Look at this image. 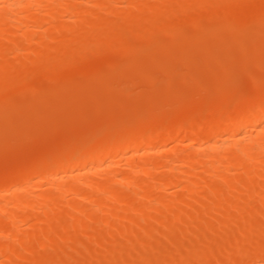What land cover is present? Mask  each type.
<instances>
[{
	"label": "bare ground",
	"instance_id": "1",
	"mask_svg": "<svg viewBox=\"0 0 264 264\" xmlns=\"http://www.w3.org/2000/svg\"><path fill=\"white\" fill-rule=\"evenodd\" d=\"M82 1H84V0H0V70L3 69V71H5V69H7L11 65L9 62H7V60H8L7 55L5 58V53L7 54L6 51H8V50L10 51V50H12V48L16 49V47L17 46L19 47V45H20L19 42L28 41L27 39L25 40V38H27V37L29 39V44H31V41L35 42L37 37H35V40H34L33 39L34 37L31 33L36 32V30H37L36 34L39 33L38 32L39 30H40V33H41V30L43 31V33H45L44 28L46 29V26L51 25V24H48L45 26V24L47 22H52V24H53V22H56L55 25H53V27L46 29V31H48V32L52 31L53 35L49 34L50 36H48V33H47V35L45 34V36H43L44 35L43 34L42 35L43 38L41 37V39L39 40V38H40L39 37L37 40H39L40 42H38L36 40V42L38 44L35 42L36 43L35 45H38V46L41 45V47L43 46L45 50L47 49V51L51 50L52 55H51L50 51L49 52L46 51L47 52L46 54L41 53L42 51L36 53V48H34L33 53L35 54V59L34 58L33 59L35 61L38 60V62H40L42 60L41 64L46 63V62H43L45 60L46 61L49 60L50 63H52V62L54 63L56 61L55 57L57 56V61L55 63L63 61V60H64L63 62H66L68 60L67 61V63H68L70 61L69 58L74 56V53L76 51L81 52V51H83V49L85 50V48H88L89 43H92V42L94 43V41H95L94 34H95V31L97 28L96 26H98V24L109 23V21L111 22V21L117 20V18H118V20L132 21V20H135L134 19L136 16L135 12L136 11H138V12L142 11V12H145L143 15L144 18L142 21L140 20V22H138L137 24H140L141 22L146 20L145 22H147L148 25L150 26L149 27L150 29L148 28L146 30L150 31L152 28L151 32H153V29H155L154 30V32H155L158 28H160L158 30L167 29L170 26L169 22H170L171 26H173L172 24L175 23L173 21L177 19L175 16L176 14H179L180 17L183 16L184 18L185 17L188 18V15H186V13L189 12L191 10V8L196 6V4L199 6V8H202L199 5L200 3L203 4V8L206 7L205 6L206 4H207V6L212 5V3H210L211 5L210 4L208 5L209 2H212L211 0H155V3H153V4L151 3L150 5H149V3H147L148 0H146V2H144L145 3L144 5L142 4L143 0H96L92 4H91L92 1L90 3L88 1L89 4H87V5H90V6L93 5L94 7H91V8L92 9L95 8L94 11L90 10L91 12H89V9H86V8L83 9L82 8V5L84 4V3L83 4L81 3ZM85 1L87 3V0H85ZM150 1H152V0H150ZM251 1H254V0H251ZM251 1L247 0V3H245L246 0H242V2H241V0H229V1L226 0V2H227V4H225L226 6H224L223 8L221 7V8L224 11V9H226V7H230V12H228L229 9H228V11L225 10L223 12V11H221L222 10L221 8H220L221 10L219 9L220 10L219 11L217 8L214 7L213 8L214 11H213V14L211 16H215V14L218 16L220 12H222V14L220 13L221 14V15H219L220 18H218L219 16L217 18L215 16V18H212V19H216V20L221 19V16L223 17L225 15L227 17V15H228L227 13L231 14V15H228L229 18H227V19H225L223 17L227 21L226 22L223 20L225 22L223 24L225 27L223 25H221L225 28V30L223 27H221L223 30L219 27V28H217L218 33H216V34L220 35V33H221L220 36H223V35H227L228 33H231L228 35V36H230L233 33L231 31V25H236V24L242 25L241 29L244 30V31L242 30L239 33V35H241L242 32L250 31L252 29L251 26L254 27L256 25V23H257V27L261 26V28H260V31H261V29L263 28V25H264V18H263L264 10H262V9L260 10V8L264 7V5H263L264 0L262 2H261V0H255L254 3L252 2V4L249 5V3H251ZM256 1H258L260 3L259 6L255 5V4H258ZM229 2H231V4ZM190 3L194 4L193 7H191V8L188 7V5ZM236 3L240 4V6H241L240 11H239V8L236 7L239 4L237 5ZM114 4L117 5L118 7H115ZM232 4L235 8H231ZM243 4L246 6L247 9H245V6ZM174 5L176 6V8H178V10L184 9L185 13L183 11H181L183 13H182V15H180L179 12H176L177 9H175L173 7ZM227 5H229V6H227ZM242 5L244 7H242ZM198 6H196V7H198ZM250 7H251V9H250ZM254 7L256 8V12H255ZM243 8L245 9V11L243 10ZM188 9H190V10L188 11ZM233 9H235V10H233ZM86 10H87V12H86ZM231 10H232V12H231ZM241 10H243L246 14L241 13L242 12ZM170 12L175 14V15L174 14H172V15L175 16L176 19H174V17L171 16V14H169ZM214 12H215V14H214ZM247 12H249L250 14L248 13L249 14L248 15ZM251 12H252V14H251ZM259 13H260V15H258ZM64 14H70V18L73 17L72 19H70V21L73 20L71 22L72 24L69 25L70 27H68V28L66 27L67 26L66 22H65L66 26L63 24V22H61V19H62L61 16H64ZM183 14H185V15H183ZM233 15H235V17ZM170 16L173 19H171ZM231 16L235 21L234 20L231 21L232 20ZM244 16L246 17L245 20L243 18ZM251 16H253L254 19ZM59 18H60V21H59ZM113 18H114V20H113ZM238 18L240 20H238ZM170 19L172 20V22ZM210 19H211V17H210ZM246 19H248V21H246ZM162 20H164V22ZM228 20L232 24H229ZM236 20H238L237 22H239V23H237ZM165 21L168 22V24H166ZM261 21H263V22H261ZM132 22L136 23V21H132ZM151 22H153L154 26H152ZM155 22H157V23H155ZM233 22H236V23H233ZM160 23H162V24H160ZM163 23H164V25H163ZM247 23H250V24H247ZM253 23L255 25H253ZM156 24L157 25L160 24V25L155 26ZM118 26L117 25H111L109 27L110 29L108 28V30H107V33H109L110 36L111 35L112 36H115V35L118 36L117 38L114 37L115 41H118V40L120 41V36L123 35V33H121V32H124L123 30H120L121 27L120 26L118 27ZM257 27H254V28H257ZM248 28H250V29H248ZM254 28L252 30H255ZM67 29L68 30L70 29L71 32L73 30V34L71 33L72 35H74V32H75V35H76L75 36L76 37L75 43L74 44L71 43L68 45L64 43L65 45L62 46L63 45L62 44L61 46L63 48L62 49L60 48V50H59V47H53V46L50 47V45H51L50 43L59 39V36H57V35H59V33L61 34L62 31L68 32ZM257 29L259 30V28H257ZM70 30H69V32H70ZM205 31H206V34H204L202 36L201 33L202 32L205 33ZM205 31L203 30V31H200V33L198 32L199 35H198V33H196L195 35H193V34H191V35L192 36H198V37H204V36L208 35L207 30H205ZM116 32H118V34H115ZM225 32L226 33L228 32V33L225 34ZM261 32L263 33V30ZM107 33L103 35L104 36L103 40H102L103 42H105V40H108V38H109V36H107L109 34H107ZM187 33L184 36L188 37V38H186L187 39L186 41L188 42V41H191L192 38H194V37H192L190 35L191 37L189 38L188 35L190 34V32L187 31ZM222 33H224V34H222ZM234 33H238V32L235 31ZM234 33L232 35L233 37L231 36L233 41L238 40L240 38V36L238 35V37H237L238 39L237 38L233 39L237 36V35L235 36ZM54 34H57V35H54ZM68 36H70V35H68ZM68 36L64 37L63 39L67 38ZM105 36H107V38ZM125 36L128 37L129 33L128 32H127V34L124 33V36L121 37L122 38L121 40L125 39ZM231 37H229V38L231 39ZM114 38L112 37L108 41H111ZM183 38L184 37H182V39ZM30 39H32V40H30ZM182 39H181V41L183 42ZM184 40H185V38H184ZM27 44H28V42H27ZM181 44L182 43H180V45ZM85 45H87V46H85ZM89 45H91V44H89ZM73 47H75L76 50ZM76 47L81 48V50L80 49L77 50ZM64 48H65V50H64ZM72 48H73V51H72ZM66 49H68L69 52L66 51ZM69 49L72 52H70ZM125 49H128V48H123L120 52H123L122 54H125V52H128ZM37 50H39V48ZM115 50H116V48H115ZM119 50H117V51L119 52ZM180 50H181V52H178L179 56L181 55L180 53L184 52L181 48H180ZM111 51L113 53L116 52L114 50H111ZM111 51H110V53H111ZM17 52H18V50H17ZM17 52H15V53H17ZM25 52H26V50H25ZM53 52H55V55H53ZM62 52L66 53L67 55L66 54L65 55L68 57H69V55H68L69 53L72 56L67 58L63 55L64 53L62 54ZM77 52H76V54H77ZM118 52H116V53H118ZM34 54H33V56H34ZM58 54H60V56H58ZM128 54H129V52H128ZM12 55H14V54H12ZM12 55H10V56H12ZM30 55H32V53H30ZM20 56L21 55H17V60H18V58H20ZM61 56H62V58H67L66 61H65V59L61 60L60 59ZM28 57L31 58L32 56L31 57L28 56ZM28 57H25L26 59L22 58V60H24V61L28 60L27 62L31 63L32 59L29 60ZM51 57H52V60L53 59H55V60L51 61V59H49ZM3 58L6 59V62H2ZM49 61L47 63H49ZM33 62L34 61H32V63ZM8 63L10 65H8ZM11 63H12V66L14 65V67H15L16 63L13 64L14 61ZM17 64H18V62H17ZM24 64H25V62H24ZM33 64H36V63H33ZM37 64H39V63H37ZM163 68L166 70L163 71L164 69H161L160 67L158 68V70H159L158 72L160 73V74H158L159 75L158 80L160 82H163V79L168 77V75L167 76H165V75L169 73V72L167 73V71L171 70V69L168 70L167 68H165L164 65H163ZM160 71L163 72L164 76L161 75ZM164 72H166V73H164ZM160 76L163 78H160ZM3 77H6V78H2V76L0 77V88L2 87L1 85L3 83H5L7 88H9V87H11V85H13L12 82H10L11 83L10 86H9V84L7 85V83H9V82H7V80L12 81L13 79H18L17 81H13V83L14 82L17 83V82L21 81V80H19L21 78V76H20V78L18 76H17L18 78H14V77L12 78V76L10 78L9 75H5ZM1 79L3 82L1 81ZM4 80H5V82H4ZM138 80L140 81V79H138ZM124 81H125V79H124ZM16 83H14V84L16 86H19ZM201 83H202V81H201ZM143 84H145V83H143ZM5 85L2 87L3 89H5L4 88ZM140 85H141V83H140ZM182 85L180 87H182ZM1 91L3 93L4 90L0 89V92ZM85 91L86 90H84V91L82 90L81 92H83L82 94H84V95L80 94V96L84 97L86 95V97H87L88 96L87 94H89V92L91 94V91L87 90V92L84 93ZM138 93L139 92H137V94ZM149 94H150V92H149ZM115 95L116 94H114V96ZM164 95H165V93H164ZM117 96H116V98H117ZM119 97H121V98L123 97L122 98L123 100L122 99L121 100L124 101L122 104L120 103L121 108H122L121 109L122 111L120 113L123 116L125 115V117H121L122 119L120 118V120L125 121L126 118L128 119V117L131 116V115H129L131 112H128V110L130 111L132 109L131 107L135 101H132L130 96L128 97L127 95H125V97H124V95L119 96ZM117 99H119V98H117ZM138 99L141 100L142 96ZM143 99H145V98H143ZM81 100H82V98H81ZM86 100H84V101H86ZM147 100L145 99L146 102H147ZM260 100L259 99H258V101L256 99L253 100L254 102L252 101L250 106H248L249 107L248 112L242 111V110H239L236 108L234 113H232L230 116H227V117L226 116L222 117L221 115L218 117L219 114L216 116L217 113H214L212 115V117L213 116H215V117H213L212 119L210 118V120H207L200 125L190 126V124H191L190 123V124H188L189 126H187V124H185V122L183 120L180 121V122H182L181 124L178 123L174 127H172L170 124L165 125V123H163V124L161 123L160 125L154 126V128H151V129H146V128L140 129L141 131H138V132L131 134V135H125L122 137L118 136L117 138L114 136L113 138L110 137V139L106 138L103 140H97L95 143L89 145L90 147L88 146V147L84 148L83 150L80 149L78 151L75 149L76 151L73 150L74 152H72L71 151L72 149H71L69 154H66L64 156H60V157H58L59 159L58 158L56 159L55 157H53V158H51L52 161H49L51 159L47 160L49 162L45 166L36 167L37 165H32L31 167H33V168L30 167V168H28L29 170L27 169L26 172L24 171L25 172V175L23 173L24 176L23 175L21 176L22 173L20 172L21 174L20 173L18 174L19 177L14 176V179H12L13 177L7 178L10 180L12 179L11 181H8L4 178L5 182L0 183V213H3L4 217L5 216L6 217L5 218L3 217L4 219L0 218V258H2V255H5V257L9 256L8 255L9 253L7 252V249L9 246H5L7 243L4 242V240L9 237L10 233L13 232L12 230L17 229V231H18L19 228H16V227L18 226L17 223H20L19 221H21L22 223L25 222V224L27 223L29 225L30 222L34 223V222L38 221L35 219H34L35 220L34 221L33 218H35L36 215H39L40 212H42V214H43V212H45L46 214L49 213V215H51L50 212L55 213L58 210H60L62 212L63 208H66L68 210V211L63 210V212H64L63 214H65V215L58 217L59 215L56 214V216L58 218L54 220V218L52 217V221L48 220L50 218H47V221L53 222V220H54V225H53V227L49 228V230L45 227L44 228L45 231L43 233H41V232L39 233V234H41L40 237L41 238L43 237L42 239H40V238L37 239L34 236L35 233L32 231V232H29V234L27 233L26 236L21 235L22 237H25V238H22V237L19 238L18 244H17L18 240L16 241V244H14L12 246L10 243H8L10 245V251H12V253L10 254L11 256H9L10 259L7 258L8 264H20V263H17L18 260H16L19 258H23L22 260L27 261L28 264H31V262L32 263L34 262L37 264H56V263L59 264V262L61 261L60 260V254H58L59 250L63 249L64 246L69 247L67 245L70 243L73 244V250L70 248H67V249H68V251L70 249V251H72V253H76L77 250L78 251H84L86 249L89 250L88 245H87L88 242L86 243L87 240H85V239L81 240L82 238L80 239L79 235H81V236L84 235L83 236L84 238L89 237L91 239L89 241L90 242L89 245H90L93 243L94 240H95V242L100 243L104 234L107 233V231H109V230H111L110 232L116 233V236H114L113 238H115V237L118 238L119 234L120 235H128L129 245L132 244L133 242H134V244H136V242H137L136 247L140 246L138 248V250L142 247V244H145L144 243L145 241H142L143 242L142 244H141V241H139V240H141L139 237L140 234H142V236L147 235V234L148 235L151 234L152 237L154 235L156 237L155 238L156 240H157V237H159V239H160V243H159L160 245L159 246H161V247L164 246V248H163L164 250L162 249L164 251L163 253L164 254L166 253L167 257L169 255L170 259H168V260L167 259H165V260H163V259L151 260L150 258L146 259V254H145V260H144V256H143L144 253L142 252L143 250L140 249L141 253L139 251L140 254H138L137 253L138 251H136L137 250L136 247L134 248V246H133L134 244H132L131 248L129 249L130 251L128 250L129 252H127L128 255L126 257L123 256L124 257L123 258L120 256V257H115L114 259L111 257L112 260H110V261L107 260V262H108L107 264H182V263L183 264H190L191 263V259L189 257L190 254H192L196 258H211L212 259L211 261H213L215 264H247V263H250L251 260H254L253 257L263 256V258H264V175H263V173H264V100L263 101L262 100L260 101ZM70 101H72V100H70ZM14 102H16V100ZM84 103H87V102H84ZM141 103H142V101H141ZM80 104H83V103L80 102ZM90 104H91V102H90ZM93 104H91V105H93ZM137 104H138V102H137ZM144 105L147 106L146 104H144ZM129 107L131 109H129ZM113 108H116V107H113ZM66 109L68 110V108H66ZM119 110L115 111V113L119 112ZM84 111H86V110H84ZM54 112H56V111H54ZM65 112L69 113L66 110H65ZM100 112H102V111L100 110ZM104 112H106L105 109H104ZM71 113H72V111H71ZM74 114H75V112L73 113V115ZM104 114H106V113H104ZM107 114H108V112H107ZM121 114H119V115H121ZM48 115H50V113ZM94 115L98 116L95 114V112L92 114V116L94 117ZM115 115H117V114H115ZM78 116H76V118H78ZM86 116H88V115H86ZM21 117H22V119L25 118L23 116H21ZM221 117L223 119H221ZM76 118H75V115L72 116V119H70L68 117V119H70L71 121L74 120L72 122L70 121L69 125H70V123L72 124L73 122L75 124H77L78 122L76 123V120H75ZM89 118H92V117H89ZM61 119H60V121H61ZM96 119H97V117H96ZM106 119H108V116L106 117ZM66 120H67V118L65 119V121ZM78 120H81V119H77V121ZM86 120H87V118H86ZM31 121L33 123V120H31ZM37 121H38V119H37ZM39 121H38V123H39ZM62 121H64V119ZM122 121H121V123H122ZM22 122H24V121H22ZM22 122L19 121V124ZM82 122L83 121L81 120L80 125H82ZM100 122H102V121H100ZM22 124H25V123H22ZM43 124H45V123H42V125ZM63 124H65V126L66 125L69 126L68 124H66V122H64ZM184 124L187 128L186 132L190 131V133H192V138H191L192 140H191V143L189 142L188 145L191 147L193 152L192 153L190 152L191 154H187V155H183L182 152L184 151L183 148L185 146H188V145L183 144V142H185L186 140L182 139L183 137H181V134H179L182 131H185L184 130L185 127L184 128L182 127V125H184ZM34 125L38 126V124H34ZM47 126H48V124H47ZM83 126H84V124H83ZM100 126H101V124H100ZM109 126H110V124H109ZM23 127L24 126H22V128ZM42 127L39 126V129ZM44 127H45V125H44ZM70 127H71V125H70ZM80 127H82V126H80ZM97 127H98V125H97ZM22 128H21V130H23ZM48 128H49V126H48ZM65 128H67V127H65ZM69 128H67V130L71 131V129H69ZM44 129H46V127ZM76 129H77V127H76ZM106 129H107V127H106ZM25 130L27 132V129H25ZM67 130H65V132H67ZM77 130H79V129H77ZM37 133H39V132H37ZM82 133H83V131H82ZM46 134L48 135V134H50V132L46 133ZM108 134H109V132H108ZM175 134H177V135L179 134L180 137L176 136V138H175L174 137ZM11 135L12 134H10V137L12 139ZM67 135H65V136H67ZM34 136H36V135L34 134ZM16 137L17 136H15V138ZM15 138L13 137V139H15ZM169 138H172L170 141H172L174 143L173 146H170L171 148L169 147L166 149L163 146H154L153 145L154 142H158L161 140H163V141L165 140L164 143L167 141L166 144L168 143V145H170L168 142ZM180 138H181V140H180ZM8 139H10V138H8ZM19 139L20 138H18V140ZM174 139L175 140L177 139V140L175 141ZM51 141H53V140H51ZM22 142H24V141L22 140ZM4 143H5V141H4ZM11 143H12V141H11ZM164 143H162V144H164ZM168 145H167V147H168ZM18 146H20V145H18ZM3 147L5 148V146H2V148ZM13 148H15V147H13ZM185 148H187V147H185ZM166 153H167V155H166ZM210 153H212V154H210ZM213 153H217V154H215L216 156H214ZM8 154H10V153L8 152ZM153 154L154 155L159 154V155H161L162 158L159 160H155V161L150 160V162H148L149 160L147 161L148 157H146V156L150 157V155H153ZM11 156H13V155H11ZM116 157L122 158L124 160V162L127 164V166H129L128 169L130 172L125 174V175L122 174L123 176H121V174H118V176H116V175L114 176V175H111L110 174L111 172H110L109 177H107V179L104 180V182H102V184H98L97 181L94 184L93 181L91 180L90 176L98 175V177H99L100 172H102V174L105 175L106 173H104V172L110 171L111 169L114 168V164H115L114 160L116 159ZM117 161H119V160H117ZM174 163H177V165H175ZM1 164H2V162H1ZM118 164H120V162ZM34 166L36 168H34ZM30 169H33L32 172ZM221 170L222 171L226 170V171H228V173L230 172V174L232 176L231 175L228 176L229 175L228 173H227L228 175H226V176H225V173L223 175V173L220 172ZM152 171L154 173V175L152 174L154 177L156 176L155 175L156 172L162 173V175L158 174L161 177H159L157 175L156 177H159V178H151V176H150L151 180H150V183H148V184H146L147 182H145V184H144V183L139 182V180H137V178H136L137 176H140L142 174L144 176L145 175L147 176V174H148V176H149V174H151ZM218 171H219V174L222 173L221 174L222 176L217 175ZM29 172H31V175L34 176L35 178L37 177L36 179H39L38 181L37 180L33 181L34 183L32 182V185H33L32 187H35V186H36L35 188H38L41 186L43 187V185H42L43 181L47 185V187L46 188L44 187L45 189H43L40 193L35 192L36 194L33 193L32 196L31 195L28 196V194H31L32 192L30 193V191H29V193H28L29 187L26 185L29 182L27 180L28 177H26L28 174H30ZM31 175H28L29 178L32 177ZM107 175H108V173H107ZM34 177H32V179ZM200 186H204V187H200ZM172 187H175L177 190L179 189L178 190L179 192H181V191L184 193L186 192L185 197H187L186 196L187 193H188V195L189 194L192 195V199H193V202L191 201L192 204L190 202L188 204L189 207L186 206L187 203L184 205L190 210V212L192 213L191 215H190V213H188V209L186 207L182 208V207H184V206H182L184 203L182 196H184V195H177V197H174L175 201H178L177 203L180 204V207L178 206L177 209H175L173 207L171 200H170V202H165V200H167V198H164L165 200H163L162 197L159 198L160 197L159 193L163 189H165V188L173 189ZM197 188H199V189L202 188V189H200V192H202L204 190V192H203L204 194L210 195V197L213 196L212 198H214V199H211L210 197H208V198L206 197L208 200L203 201V200H205L204 197L206 195H204V197H203L201 195V193L197 191L198 190ZM30 190H32V189H30ZM157 193H158L159 197L156 196ZM174 193H176V192L174 191ZM170 194H168V195H170ZM25 195H26L27 199L33 197L32 202L31 201H30V203H29V201L27 202ZM68 195H70L73 198L72 201L69 203H67L68 201L67 202L65 201L66 204L62 203L61 199H63V198L65 199V196H68ZM176 198H178V199H176ZM175 201H174V203H175ZM175 206H176V204H175ZM122 209H124V210H122ZM163 209L165 211H169L171 213L172 218L168 219L166 221H163L164 219L161 222L158 221L160 224L154 222L155 226H156V224H158L157 228L160 229L159 230L160 234H159V232H158V235L155 234V232H157V231L155 229H152V228H154V227H152V225L154 226V224L153 223L150 224V221L148 224L151 225L149 228V229H152L151 233H149V231H148L149 229L148 230L146 229L147 232H144V230L140 226V222L142 221V219H146V217H148L152 212L160 213ZM120 210L124 211V212H125V210H126V212L129 211L130 213H128V214H130L131 216L121 218L120 216L122 215V212H120ZM215 210H217V212ZM119 212L121 215H119ZM73 214H78V215L80 214L81 217L78 219H74L73 222H68L67 219L70 218L71 215H73ZM235 214H238V216ZM215 215L220 216V217H218V219H217L215 217ZM52 216H54V215H52ZM119 217H120V219H119ZM150 217L148 218V220L150 219ZM236 217H240V218H237L234 221L233 219H235ZM111 218H112V220H111ZM44 219H46V218H44ZM121 219L124 221L126 220L127 223L130 224V226L136 225V226L140 227V229H137V230H139V235H138V233L136 234V231L134 229L135 234L138 236V238H137V236H136V238L138 239L139 242L137 241V239H135L133 241V237L135 236L134 231L130 230L129 228H126V226H128V224L125 225ZM114 220L117 222H118V220L119 221L121 220V221L117 223ZM136 220H140V221L137 222ZM148 220H147V222H148ZM44 222H46V221L44 220ZM111 222H113V223H111ZM32 223H30V225ZM14 224H15V226H14ZM148 224H147V226H149ZM92 225H94V226H92ZM218 225H220V226L230 225L229 226L230 231H232L233 233H238L237 236H236V234H233L232 240H226L227 239L226 238V239H223L224 240L223 241L222 240L223 234L220 235L218 233L219 229L217 230ZM185 226H187L188 228H193V232L191 229V232L189 231L188 235H185V237L182 236V238H179L180 241H178V242H176V240H178V239L170 238L171 237L170 234L172 232L171 230H173L174 227L175 228H177V227L184 228ZM133 227L135 228V226H133ZM22 228H25V227H22ZM142 230H143V233H142ZM14 231H16V230H14ZM110 232H108V234ZM183 232H185V231H183ZM117 233H118V236H117ZM168 234H169L170 239L168 238ZM111 235H112V233H111ZM148 235H147V237L144 236L145 239H148ZM14 236H15V234H14ZM161 236L164 239H161L160 238ZM10 237H12V236H10ZM16 237H17V235H16ZM109 237H111V236L109 235ZM121 237H120V239H121ZM219 237H221L220 241H219ZM107 238H108V236H107ZM2 239H4V240H2ZM11 239H13V238H11ZM149 239H152V238L149 237ZM159 239H158V241H159ZM204 239L208 240L209 242L210 241L215 242V244L217 246L216 249H214L215 252L212 253L211 255H208V257H207V255H205L206 251L203 250V248H202L203 244L200 243V241L204 240ZM108 240L109 239H107V241ZM165 240L166 241L174 240L175 245L172 244L173 242L170 241L171 242L170 243L168 241V243H167ZM185 240L187 241V243L185 242V244H184L183 242ZM122 241H125V240H122ZM161 241L163 243H165L167 246L164 245ZM112 242L116 243L117 241L115 242V240H114ZM188 242H190V243H188ZM220 242H222V243H220ZM13 243H15V242H13ZM139 243H140V245H138ZM94 244H96V243H94ZM186 244H188V245H186ZM225 244L229 245V247L228 246L227 247H228V249L229 248L231 249L230 253L228 250L226 251V247H225L226 245ZM96 245H94V247ZM168 245H170V246H168ZM100 247H102V246H99L98 248H100ZM167 247H169V248H167ZM170 247H172L174 250H171L168 252V250H170ZM89 248H91V247H89ZM148 248H146V249H148ZM42 249H50L49 250L50 252L52 249V252L46 253L43 255L42 252L40 251ZM127 249H128V247H127ZM166 250H167V252H166ZM23 252H24V254L26 252L27 255L23 256L21 254ZM62 252L63 251L61 250L60 253L63 254L64 252L63 253ZM89 252H91V250H89L86 253H89ZM144 252H145V250H144ZM5 253H7V254H5ZM89 254H91V253H89ZM133 254H137L138 256L142 255L143 258H141V260L139 261L138 259H140V257H141L140 256L139 258H137L138 261H136V258H132V256H134ZM6 255H8V256H6ZM81 255H82V253H81ZM125 255H126V253H125ZM137 255H135V257H137ZM64 256L66 258L67 255L64 253L63 258H64ZM69 258H70V256H67L66 259H68V260L63 261V262H65V264H74V262L77 259V258L73 257L75 259H73L70 263ZM111 258H109V259H111ZM258 259H260V258H258ZM258 259L256 260V262L258 261ZM261 259H262V257H261ZM200 260H202V259H200ZM77 261H76V264H78ZM213 262H212V264H213ZM87 263H89V262H87Z\"/></svg>",
	"mask_w": 264,
	"mask_h": 264
},
{
	"label": "rangeland",
	"instance_id": "2",
	"mask_svg": "<svg viewBox=\"0 0 264 264\" xmlns=\"http://www.w3.org/2000/svg\"><path fill=\"white\" fill-rule=\"evenodd\" d=\"M88 1H89V3L92 1L91 2V4H92L96 0H87V3L85 0L82 1L81 3L82 4L84 3L82 5V8L83 9L84 8L89 9V12L94 11L95 8L94 9L91 8V7H94L93 5L92 6L87 5V4H89ZM211 1L212 2H209L208 5L210 3H212V5L210 4L211 6H207V4H206L205 5L206 7H204V8H203V4H201V3L199 5L202 8H199V6L197 4H196V6H198V7H196V6L193 7L194 4L190 3L189 4L190 6L188 5V7H190V8L193 7V8H191V10L188 9V11L190 10L189 12L186 13V15H188V18H186V17L184 18L183 16L180 17L179 14L175 15L174 13L170 12L169 14H171V16H173L172 14H174L177 18L176 19L175 16H173L174 19H176L173 21V22H175L174 24H172L173 26H171V24L169 22L170 26L167 29L163 28L164 30H158L160 28L157 27L158 31L156 30L155 32H154L155 29H153V32H151L152 28L150 31L146 30L150 27L148 25V23L145 22L146 20H144L140 24H137L138 22H140V20L142 21L144 18L143 15L145 12H142V11H139V12L136 11L135 12V14H136V16L134 18L135 20H132V21H136V23L132 22V21H127V20L126 21L118 20V18H117V20H114V18H113L114 21H111V22L109 21V23L98 24V26H96L97 28H96V31L94 34L95 41H94V43L92 42L93 44L89 43L91 45L88 44V48H85V50H84L83 49L84 47L82 46L83 51H81V52L76 51L77 54L75 52L74 56L70 55V53H69L68 54L69 57L72 56L70 58L68 56H66L67 55L66 53L62 52V54L64 53L63 55L65 57L70 59V61L68 63H67L68 60L66 61L67 58H62V56H61V58L60 57L59 58L61 60L65 59L66 62H63L64 61L63 60V61L55 63L57 61V56L56 57L54 56L56 58V61L54 63L53 62L50 63L49 60H47V61L45 60L43 62H46V63L41 64L42 60L40 62H38V60H36V61L34 60L35 59V54L33 53L34 48H36V53L42 51L41 53L46 54L47 52L50 51V53L52 55L51 50L47 51V49L45 50L44 47L43 46L41 47L40 44H39L40 46L35 45V44L37 43L36 40L39 37H40L39 38V40H40L41 37L43 38V36H45V34L47 35V33H48V36H50L49 34L53 35L52 31L49 30L50 32H48V31H46V29L53 27V25H55L56 22H53V24H52V22H47L45 24V26L48 24H51V25L46 26V29L44 28L45 33H43L42 30H41V33L39 30L38 34H36L37 30H36V32L31 33L34 37L33 38L34 40H35V37H37L35 40L36 43L31 41V44H29V39L27 37V38H25V40L27 39L28 41L19 42L20 43L19 47L18 46L16 47V49L18 48L17 49L18 52L14 48H12V50H10V51L9 50L6 51L7 54L5 53V58L7 55V59L9 60V61L7 60V62H9L11 65L8 63V65H10V66L7 69H5V71H3V69L0 70V77L2 76V78H6L3 76L9 75L10 78H11V76H12V78L13 77L14 78H18V77L20 78V76H21V78L19 80H21L22 82L21 81H20L21 83L20 82H17V83L14 82L17 85H19V86H16L13 83V81H17L18 79H13L12 81L7 80V82H9V83H7V85L9 84V86H10L11 85L10 82H12L13 85H11V87L8 86L9 88H7L5 83H3L5 85V87H4L5 89L2 88L4 86L3 84L1 85L2 87L0 88L1 90H4L3 93H2V91L0 92V153H1L0 154V179H1L0 183L5 182L4 178L8 181H11L12 179H14V176L19 177L18 174L20 172L22 173V174L20 173L21 176L23 175V173L25 175V172L27 171V169L30 168L32 165H37L36 167L45 166L49 161H52L51 158L55 157L57 159L60 156H64L66 154H69L71 149H72L71 150L72 152H74L73 150H75V149L78 151L80 149L83 150L84 148L88 147L89 145L95 143L97 140H103L106 138L110 139V137L113 138L114 136L117 138L118 136L122 137L125 135H131V134H134L138 131H141L140 129H145V128L151 129V128H154V126L160 125L161 123L162 124L165 123V125L170 124L172 127H174L178 123L181 124L182 122H180V121L183 120L185 122V124H187V126H189L188 124H190V123H191L190 126L200 125V124L204 123L205 121L210 120V118L212 119L213 117H215V116L212 117V115L214 113H217L216 116L219 114L218 117L220 115L222 117H225V116L227 117V116H230L232 113H234L236 108L239 110L248 112V110H249L248 106H250V104L252 103L253 100L256 99L258 101V99L259 100L261 99L263 101L264 100V25H263V28L261 29V31L263 30V33L260 31L261 26L257 27V23H256V25L253 23V25H255L254 27L259 28V30L257 28H254L253 26H251L252 29L254 28L255 30L251 29L248 32H242L241 35H239V33L243 30V29H241L242 25H240V24L231 25V31L233 33L235 31L238 32V33H234L235 36L236 35L237 36L233 39H236L239 35L240 38L239 39L237 38L238 40H234V41L232 40L233 33H232V35L228 36L231 33L227 32L228 33L227 34L225 32V34H227V35L220 36L221 35L220 32H219L220 35L216 34V33H218L217 28L223 27L224 26L223 24L225 23L224 21H226L225 19L229 18L228 15H231V14L227 13L228 14L227 17L224 15L223 17L225 19L221 16V19H217L218 21L216 19H212V18H215V16L217 18L219 15L222 14V12H220L221 14L219 13V15L217 16L215 14V12H216L215 11L214 12L215 16H211L213 14V11H214L213 8L215 7L219 10L221 7L223 8L224 6H226L225 4H227V2H226V0H211ZM254 1H251V3H249V5H251L252 2L254 3ZM262 1L263 0H261V2ZM144 2H146V0L142 1L143 5L145 4ZM241 2H242V0H241ZM256 2L258 4H255V5L259 6L260 3L258 1H256ZM147 3H149V5L151 3L153 4V3H155V0H152V1L148 0ZM229 3L231 4V2H229ZM245 3H247V0ZM236 4L238 5L239 3H236ZM229 5H227V6H229ZM243 5H242V7L245 6V5L244 6ZM232 6H233V4H232ZM232 6H231V8H235L234 6L233 7ZM115 7H118V6L115 5ZM173 7L175 9H177V11L176 10L175 11L179 12L180 15H182V13L185 11L184 9L178 10V8H176L175 5ZM236 7L239 8V11H240V7H241L240 4ZM263 8L261 7L260 10L261 9L264 10ZM228 9H229V11H228ZM245 9H247L246 6H245ZM245 9L243 8L244 11H245ZM250 9H251V7H250ZM225 10L230 12V7H226V9H224V11ZM233 10H235V9H233ZM243 10H241L242 11L241 13L246 14ZM181 11H183V12H181ZM221 11H223V9ZM86 12H87V10H86ZM231 12H232V10H231ZM249 12H247V14ZM255 12H256V8H255ZM251 14H252V12H251ZM183 15H185V14H183ZM258 15H260V13ZM171 16H170V18H171ZM233 16L235 17V15H233ZM61 17H62L61 22H63L64 25L66 22L67 26L66 25L65 26L67 28L70 27L69 25H71L72 24L71 22L73 21V20L70 21V19H72L73 17L70 18V14H64V16H61ZM210 17H211V19H210ZM251 17L254 19L253 16H251ZM218 18H220V16ZM231 18H232V16H231ZM243 18L245 20L246 17L244 16ZM263 18H264V16H263ZM171 19H173V18H171ZM164 20H162V21L164 22ZM233 20L234 19L232 18L231 21H233ZM238 20H240V19L238 18ZM238 20H236V22ZM59 21H60V18H59ZM246 21H248V19H246ZM171 22H172V20H171ZM236 22H233V23H236ZM261 22H263V21H261ZM151 23H152V26H154L153 22H151ZM155 23H157V22H155ZM165 23L168 24V22H166V21H165ZM237 23H239V22H237ZM160 24H162V23H160ZM160 24H158V25H160ZM229 24H232V23H230V21H229ZM247 24H250V23H247ZM111 25H117V26L119 25L121 27L120 30L124 31V32H121V33H123V35L121 33L120 34L122 36H124V33L127 34V32H128L129 36L128 37L125 36V39H123V40H121L122 36H120V41L119 40L115 41V38L118 37L115 34H118V32H116L114 34L115 36H112V35L110 36V34L107 33V30ZM158 25L156 24L155 26H158ZM163 25H164V23H163ZM221 25H223V26H221ZM248 29H250V28H248ZM69 30H68V32L62 31L61 34L59 33V35L54 34V35L59 36V39L50 43L51 44L50 47L51 46L59 47V50H60V48L62 49L63 48L62 46H64L65 44H67V45L71 44V43L74 44L75 40H76L75 39L76 38L75 32H74V35H72L73 30H72V32H71V30L69 32ZM203 30L204 31L207 30V34H208L207 36L198 37V36H192L191 35V34L195 35L198 32L200 33V31H203ZM224 30H225V28H224ZM187 31L190 32V34L188 35L189 38L191 36L194 37V38H192L191 41H188V42L186 41L187 40L186 38H188V37L184 36L187 33ZM106 33L109 34V35H107V36H109L108 40L111 39L112 37L113 38L115 37L113 39L114 41L113 40H111V41L105 40V42H103L102 41L103 37H104L103 35ZM199 33H198V35H199ZM202 33H201V35L203 36L204 34H206V31H205V33L204 32H202ZM222 34H224V33H222ZM68 35H70V36H68ZM66 36H68V37L63 39ZM107 36H105V37L107 38ZM182 37H184L185 40H184V38L182 39ZM229 37H231V39ZM181 39L183 40V42L181 41ZM30 40H32V39H30ZM39 40H37V41L40 42ZM27 42H28V44H27ZM180 43H182V44L180 45ZM23 46L24 47L26 46V47L24 48ZM85 46H87V45H85ZM38 48H39V50H37ZM73 48L75 49V47H73ZM73 48H72V51H73ZM115 48H116V50H115ZM123 48H128L125 50H127L129 52V54H128V52H125V51L124 52L126 55L122 54L123 52H120V51ZM180 48L184 52L180 53L181 55L179 56L178 52H181ZM78 49L81 50V48H77V50ZM25 50H26V52H25ZM64 50H65V48H64ZM111 50H114L116 52H118L117 50H119V52L113 53ZM66 51H68V49H66ZM72 51L70 50V52H72ZM110 51H111V53H110ZM15 52H17V53H15ZM11 53L14 55H12ZM30 53H32V55H30ZM33 54H34V56H33ZM10 55H12L13 57ZM17 55H21L20 58H18V60H17ZM53 55H55V52H53ZM28 56H30V57L32 56V57L29 58ZM58 56H60V54H58ZM25 57H28L29 60L32 59L31 63H28L27 62L28 60H25V61L22 60V58H25ZM49 59H51V61L55 60V59L52 60V57ZM13 61H14L13 64L16 63L15 67H14V65L12 66L11 62H13ZM32 61H34L33 63H36V64H33ZM48 61H49V63H47ZM2 62H6V59L3 58ZM17 62H18V64H17ZM24 62H25V64H24ZM37 63H39V64H37ZM163 65L168 70L169 69H171V70L167 71V73L168 72L169 73L165 75V76L168 75V77L163 79V82H160L158 80V77H159L158 74H160L158 72L159 71L158 68L160 67L161 69H164ZM165 70L166 69H164L163 71H165ZM164 73H166V72H164ZM161 75L164 76L163 72H161ZM160 78H163V77L160 76ZM124 79H125V81H124ZM138 79H140V81ZM1 81H2V79H1ZM201 81H202V83H201ZM4 82H5V80H4ZM140 83H141V85H140ZM143 83H145V84L147 83V84L145 85ZM181 83L182 84L184 83V84L182 85ZM181 85H182V87H180ZM82 90L83 91L86 90L84 93H86L87 90H89V91H91V94L89 92L90 95L87 94L88 95L87 97H86V95L84 97L80 96V94L83 93V92H81ZM137 92H139V93L137 94ZM149 92H150V94H149ZM164 93L166 96L164 95ZM114 94H116V95L114 96ZM82 95H84V94H82ZM123 95H124V97H125V95H127L128 97L130 96L131 100L135 101L131 107L133 110L130 107H129V109H131L132 111L128 110V112H131L129 114L131 116H129L130 118L128 117V119L126 118L125 121L120 120L121 117H125V115L123 116L120 113L122 111L121 110L122 109L121 104L124 101H122L123 97L121 98L119 96H123ZM116 96L119 99H117ZM141 96H142V99L141 100L138 99ZM81 98L83 101L81 100ZM143 98H145L146 100L148 99L147 102ZM15 100H16V102H14ZM70 100H72V101H70ZM84 100H86V101H84ZM141 101H142V103H141ZM80 102L83 104H80ZM84 102H87V103H84ZM90 102H91V104H93V103L94 104L91 105ZM137 102H138V104H137ZM144 104H146L147 106H145ZM113 107H116V108H113ZM63 108L69 113H66ZM66 108H68L69 111ZM104 109L106 110V112H104ZM70 110L72 111V113ZM84 110H86V111H84ZM100 110L102 112H100ZM117 110H119V112L115 113V111H117ZM54 111H56V112H54ZM73 111L75 112V114H74L75 118H76V116L79 115L78 118L75 119L76 123L77 122L78 123L77 124H75L74 122L72 124L70 123V125H71V127H70L69 122L71 121L70 119H72V116H74ZM94 112L99 117L95 116V115L93 117L92 114ZM107 112H108V114H107ZM49 113H50V115H48ZM104 113H106V114H104ZM115 114H117V115H115ZM119 114H121L122 116ZM86 115H88V116H86ZM21 116H23L25 118L22 119ZM107 116H108V119H106ZM68 117L70 119H68ZM89 117H92V118H89ZM96 117H97V119H96ZM222 117H221V119H223ZM66 118H67V120L65 121ZM86 118H87V120H86ZM37 119H38V121L40 120L39 123H38ZM60 119H61V121H60ZM63 119H64V121H62ZM77 119H81L83 121L82 125H80L81 120L77 121ZM31 120H33V123ZM19 121L20 122L24 121L22 123H25V124H22V123L19 124ZM72 121H74V120H72ZM100 121H102V122H100ZM121 121H122V123H121ZM64 122H66V124H68L69 126H67V125L65 126V124H63ZM42 123H45V124L42 125ZM34 124H38V126H36ZM47 124H48L49 128H48ZM83 124H84V126H83ZM100 124H101V126H100ZM109 124H110V126H109ZM185 124L182 125L183 128L184 127L186 128ZM44 125H45L46 129H44L45 128ZM97 125H98V127H97ZM22 126H24V127L22 128ZM39 126L40 127L43 126V127L39 129ZM80 126H82V127H80ZM105 126L107 127V129ZM65 127H67V128L70 127L69 129H71V131L67 130V128H65ZM76 127L79 130H77ZM21 128L23 130H21ZM185 128H184L185 131H182L179 134H181V137H183L182 139H184L188 142L187 143L185 141V142H183V144L188 145L189 142L191 143L192 133H190V131L186 132L187 128L186 129ZM25 129H27V132ZM47 130L50 132V134H48V135L46 134V133H49ZM65 130H67V132H65ZM82 131H83V133H82ZM37 132H39V133H37ZM108 132H109V134H108ZM10 134H12L11 135L12 139L10 137ZM34 134L36 136H34ZM179 134L178 135L175 134L174 137L175 138H176V136L180 137ZM65 135H67V136H65ZM15 136H17L20 139L18 140V138L17 137L15 138ZM13 137L16 140L13 139ZM8 138H10V139H8ZM171 139L172 138H169V141H168L170 145H168V143L166 144L167 141L164 143L165 140L164 141L161 140L162 142L161 141L154 142L155 144L153 143V145L154 146H163L167 149L170 146H173V144H174L172 141H170ZM10 140L12 141V143ZM22 140L24 142H22ZM40 140L41 141L43 140V141L41 142ZM51 140H53V141H51ZM180 140H181V138H180ZM4 141H5V143H4ZM160 143L161 144L164 143V144L161 145ZM18 145H20V146H18ZM167 145H168V147H167ZM2 146H5V148L4 147L2 148ZM13 147H15V148H13ZM185 147H187V148H185ZM185 147H184L185 149L183 148L184 151L182 150L183 155L191 154L193 152L189 145L185 146ZM8 152L10 154H8ZM210 154H212V153H210ZM213 154H214V156H216L215 154H217V153H213ZM11 155H13V156H11ZM157 155L156 154L150 155L151 158L149 156H146V157H148L147 161L149 160L148 162H150V160L155 161V160H159L162 158L161 155H159V154H157ZM166 155H167V153H166ZM49 159H51V160H49ZM121 159L122 158L116 157V159L114 160V163H115L114 168L111 169L110 171L104 172V173H106L105 175L102 174V172H100L101 174L99 173V177H98V175H95L96 177L94 175L90 176L93 183L95 184L97 181L98 184H102V182H104V180H106L110 174L114 175V176L115 175L118 176V174H121V176H123L122 174L125 175V174L129 173L130 172L128 169L129 166H127V164L124 162V160L123 159L121 160ZM47 160H49V161H47ZM117 160H119V161H117ZM1 162H2V164H1ZM119 162H120V164H118ZM174 164L177 165V163H174ZM36 167L34 166V168H36ZM31 168H33V167H31ZM30 170L32 172L33 169H30ZM225 171L221 170L220 172H222L223 175L225 173V176L228 174H229L228 176L231 175L230 172L228 173V171H226V172ZM31 172H29L30 174H28V173L27 174L31 175ZM107 173H108V175H107ZM152 174L154 175L153 171L151 174H149V176H148V174H147V176L146 175L144 176L142 174L140 176H137L136 178H137V180H139V182L144 183V184H145V182H147L146 184H148V183H150V180H151L150 176H151V178H159V177H161L159 175H162V173L156 172L155 175L157 176L159 174L158 175L159 177H156V176L154 177ZM221 174H219V171H218L217 175L222 176ZM28 175L26 177H28L27 180L29 182L26 185L29 187L28 193H29V191H30V193L32 192L31 194H28V196L29 195L32 196V194L35 192L40 193L43 189H45L47 187V185L44 181L42 184L43 187L42 186L38 187V188H35L36 186L32 187L33 186L32 182L36 181V180L38 181L39 179H36L37 177L35 178L32 175L31 176L34 178L33 179H32V177L29 178ZM263 175H264V173H263ZM9 177L10 178L13 177V178L11 180L7 179ZM200 187H204V186H200ZM172 188L173 189L165 188V189H163L164 191L162 190L160 193L158 192L160 197L158 196V193L156 194V196H158L159 198L162 197L163 200H165L164 198H167V200H165V202H170V200H171L173 207L175 209H177L178 206L180 207V204L177 203L178 201H175L174 197H177V195H184V196H182L183 200H184V203L182 206H184L187 203L186 206L189 207L188 204L191 201L193 202L192 195H190V194L188 195V193H187L186 194L187 197H185L186 192L185 193L182 191L179 192L178 191L179 189L177 190L175 187H172ZM30 189H32V190H30ZM197 189H198L197 191L200 192V189H202V188H200V189L197 188ZM174 191L176 193H174ZM203 192H204V190L200 193L204 197V195H206V194H204ZM168 194H170V195H168ZM206 197L208 198V197H210V195H206L204 197L205 200H203V201L208 200ZM212 197L213 196H211L210 198L214 199ZM25 198H26V195H25ZM32 199H33V197L27 199V202L28 201H29V203H30V201L32 202ZM72 199L73 198L70 195H68V196H65V199L64 198L61 199V201H62V203L66 204L67 201H68L67 203H69L72 201ZM176 199H178V198H176ZM174 201H175V203H174ZM192 202H191V204H192ZM175 204H176V206H175ZM186 206H184L182 208H185ZM63 210L68 211L66 208H63L62 212L60 210L56 211L55 213L50 212L51 215H49V213H47L48 214L47 215L45 212H43V214H44L43 215L42 212H40L39 215H36L35 218H33V220L35 219L38 221H36L34 223L30 222V223H32L31 224L32 226L30 225V223L28 225L27 223L25 224V222L22 223L21 221H19L21 224L16 222L18 225L16 228H19L18 231H17V229H14L16 231L11 229L13 232L10 233L8 238L6 237L8 240L2 239V240H4V242L7 243L5 246H9L7 249V252L9 253L8 255L11 256L10 254L12 253V251H10V245L8 243H10L12 246V245L16 244V241L18 240L17 241V244H18L19 238H21L22 236H26L27 233L29 234V232H32V231L35 233L34 236L37 239L38 238L42 239L43 237L41 238L40 237L41 234H39V233L40 232L43 233L45 231V229H44L45 227L48 230H49V228L53 227L54 220L57 219L58 217L62 216V215H65V214H63L64 213ZM122 210H124V209H122ZM163 210L161 211L162 213L161 212L160 213L152 212L148 217H146V219H142V221L140 222V226L144 230V232H147L146 229L148 230L150 228V226H151L150 224H152V223L154 224V222L160 224L158 221L161 222L163 219H164L163 221H166V220L172 218L171 213L169 211H165V210L163 211ZM215 211L217 212V210H215ZM120 212H122V215L120 214ZM120 212H119V215H121L120 216L121 218L131 216L130 214H128V213H130L129 211L126 212V210H125V212H124V211L120 210ZM188 213H190V215L192 214L189 209H188ZM56 214H58L59 216L57 217ZM52 215H54V216H52ZM216 215H215V217L218 219V217H220V216H216ZM235 215L238 216V214H235ZM3 217H4V214L0 213V218L4 219L6 216L4 218ZM52 217L54 218L53 222H51ZM80 217H81L80 214L79 215L73 214L67 220H68V222H73L74 219H78ZM120 217H119V219H120ZM149 217L151 220L150 219L148 220ZM44 218H46V219H44ZM47 218H50L48 220H51V221H47ZM237 218H240V217H236L233 220L235 221ZM44 220L46 222H44ZM111 220H112V218H111ZM147 220H148V222H147ZM120 221L118 220V222H120ZM122 221L124 222L125 225L128 224V226H126V228H129L130 230H133V231L135 229L136 234L138 233V235H139V230H137V229H140L139 226H136V225L130 226V224L127 223L126 220L125 221L122 220ZM136 221L138 222L140 220H136ZM149 221H150V224H148ZM113 222H111V223H113ZM115 222H117V221H115ZM147 224L149 226H147ZM158 224H156V226H155V224H154V226L152 225V227H154L152 229H155L157 231V232L154 231L155 234H157V235H158V232L160 234V231H159L160 229L157 228ZM14 226H15V224H14ZM92 226H94V225H92ZM133 226H135V228ZM219 226L220 225L217 226V230L219 229L218 233L220 235L223 234L222 240L226 239V238H227L226 240H232L233 234H236V236L238 234V233H233L232 231H230V229H229L230 225H228V226L222 225L220 227ZM22 227H25V228H22ZM152 229L148 230L149 233H151ZM191 229L193 232V228H188L187 226H185L184 228H182V227L175 228L174 227V229L171 230L172 231L171 234L169 233L171 235L170 238L178 239V240H176V242H178V241H180L179 238H182V236L185 237V235H188V232L189 231L191 232ZM143 230H142V233H143ZM110 231L111 230L107 231V233L104 234L100 243L95 242V240H94L93 243L91 242L92 243V244H90L91 246L89 245V243H90L89 241L91 240L89 237L84 238L83 237L84 235L83 236L79 235L80 239L82 238L81 240H84V239L87 240L86 243L88 242L87 245H88V249L91 250V252H89L91 254L86 253L89 251L87 249L84 251H78L77 250L76 253H72V251H70V249L73 250V244L70 243L67 245L69 247L64 246L63 249L59 250L58 254H60V260H61L60 261L61 263L59 262V264H65V262H63V261L68 260V259H66L67 256H70V258H69L70 263L75 258H77L76 261L79 259L77 261L78 264H90L91 262H92L91 264H107L108 263L107 260L110 261V260H112V258L114 259L115 257H120V256L126 257L128 255L127 252L130 251L129 249L131 248L132 244H134V242L133 243L131 242L132 244L129 245L128 235H120L119 234V236H118V233H117L118 238L117 237L113 238L114 236H116V233L114 232L115 233L114 234L113 232H110ZM135 231H134V234H135ZM183 231H185V232H183ZM108 232H110V233L108 234ZM111 233H112V235L113 234L114 235L112 236ZM14 234H15V236H14ZM136 234L133 237V241L138 238V236ZM169 234H168V238H169ZM16 235H17V237H16ZM109 235L111 237H109ZM140 235H139V237L141 240H139V241H141V244L143 243L142 241H145L144 242L145 244H142V247L140 248L141 250H143L142 252L144 254L143 253L142 254L144 256V260H145V254H146V259L147 258H150L151 260H159V259L160 260L161 259H163V260L167 259L168 260V259H170L169 255H168L169 253L167 254L168 257L166 256V253L165 254L163 253L164 252L163 251L164 246L163 247L159 246L160 245L159 244L160 243L159 237H157V240H156L155 239L156 237L154 235L152 237L151 234H149V235L147 234L148 239H145L144 236L147 237V235H144V236H142V234H140ZM10 236H12V237H10ZM107 236H108V238H107ZM136 236H137V238H136ZM120 237H121V239H120ZM149 237L152 239H149ZM11 238H13V239H11ZM22 238H25V237H22ZM106 238L109 239L108 240L109 242L107 241ZM160 238L164 239V238H162V236ZM220 238L221 237H219V241H220ZM158 239H159V241H158ZM114 240H115V242L116 241L117 242L113 243L112 241H114ZM122 240H125V241H122ZM186 240L183 242L184 244H185V242L187 243L188 240L187 241ZM137 241H138V239H137ZM168 241L169 242L171 241V242H173L172 244H174V240H168ZM168 241H166V242L168 243ZM13 242H15V243H13ZM94 243H96L97 245ZM188 243H190V242H188ZM200 243L203 244L202 248H203V250L206 251V254L205 253L204 254L207 255V257H208V255H211L212 253L215 252L214 249H216V247H217L215 242H212V241L209 242L208 240L204 239V240H201ZM220 243H222V242H220ZM163 244L166 245L165 243H163ZM94 245H96V246L94 247ZM98 245L102 246V247L98 248L99 247ZM136 245H137V242H136V244L133 245L134 248L136 247ZM138 245H140V243ZM186 245H188V244H186ZM225 245H226L225 246L226 251L228 250L230 253L231 249L230 248L228 249L229 245L228 244H225ZM168 246H170V245H168ZM89 247H91L92 249ZM127 247H128V249H127ZM139 247L138 246L136 247V249H137L136 251H138L137 252L138 254L141 253V250L140 249L138 250ZM172 247H170V250L167 249L168 252L171 250H174ZM67 248H70L69 251ZM146 248H148V249H146ZM167 248H169V247H167ZM49 250L50 249H42L40 251L44 255L46 253L52 252V249H51V252ZM61 250L67 255L66 258H65V256L63 258L64 253L62 252L63 254H61L60 253ZM144 250L146 253L144 252ZM167 250H166V252H167ZM139 251H140V253H139ZM78 252L79 253L81 252L82 255H81V253L79 254ZM125 253H126V255H125ZM5 254H7V253H5ZM21 254L23 256L27 255L26 252H25V254H24V252ZM8 255H6V256H8ZM133 255L134 256H132V258H136V261H138V260L140 261L141 258H143L142 255H139V256L137 254H133ZM135 255H137V257H135ZM9 256L5 257V255H2V258H0V264H8V259H10ZM73 257H75V258H73ZM139 257H140V259L137 260V258H139ZM189 257L191 259L190 264H212V262H213V261H211L212 260L211 258H196L192 254H190ZM261 257H262V259H261ZM261 257H253L254 260H251L250 263H247V264H264V261H263L264 258H263V256H261ZM109 258H111V259H109ZM258 258H260V259H258ZM22 259L23 258L16 259L19 261V262L17 261V263L28 264L27 261H23ZM200 259H202V260H200ZM257 259H258V261L256 262ZM76 261L74 262V264H76ZM87 262H89V263H87ZM31 264H37V263L31 262ZM213 264H215V263L213 262Z\"/></svg>",
	"mask_w": 264,
	"mask_h": 264
}]
</instances>
